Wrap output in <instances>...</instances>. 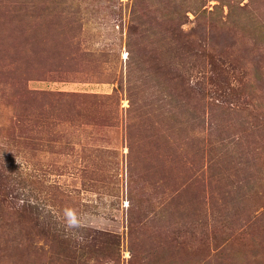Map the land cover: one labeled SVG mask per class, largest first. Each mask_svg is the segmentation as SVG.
<instances>
[{
  "label": "rangeland",
  "instance_id": "rangeland-1",
  "mask_svg": "<svg viewBox=\"0 0 264 264\" xmlns=\"http://www.w3.org/2000/svg\"><path fill=\"white\" fill-rule=\"evenodd\" d=\"M0 264H264V0H0Z\"/></svg>",
  "mask_w": 264,
  "mask_h": 264
},
{
  "label": "clouds",
  "instance_id": "clouds-1",
  "mask_svg": "<svg viewBox=\"0 0 264 264\" xmlns=\"http://www.w3.org/2000/svg\"><path fill=\"white\" fill-rule=\"evenodd\" d=\"M65 215L68 217V224H69V226H71V227L78 226V222H75L74 221V216H73L72 213L66 212Z\"/></svg>",
  "mask_w": 264,
  "mask_h": 264
}]
</instances>
